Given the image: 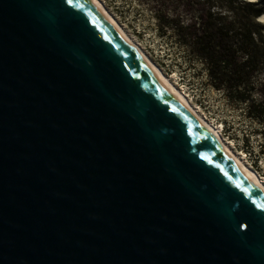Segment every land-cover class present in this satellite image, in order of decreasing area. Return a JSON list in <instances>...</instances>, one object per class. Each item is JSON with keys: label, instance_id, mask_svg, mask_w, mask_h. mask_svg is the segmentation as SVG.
<instances>
[{"label": "water", "instance_id": "obj_1", "mask_svg": "<svg viewBox=\"0 0 264 264\" xmlns=\"http://www.w3.org/2000/svg\"><path fill=\"white\" fill-rule=\"evenodd\" d=\"M0 264H264V196L86 0H0Z\"/></svg>", "mask_w": 264, "mask_h": 264}, {"label": "rangeland", "instance_id": "obj_2", "mask_svg": "<svg viewBox=\"0 0 264 264\" xmlns=\"http://www.w3.org/2000/svg\"><path fill=\"white\" fill-rule=\"evenodd\" d=\"M98 1L264 183V117L259 120L249 114L252 102L264 101V93L260 91L264 74L258 76L257 90L253 92L250 102L230 99L223 90L214 87L204 63L189 51L181 42L183 38L172 27L178 21L187 23L195 19L205 8L204 2ZM233 1L235 6L247 2Z\"/></svg>", "mask_w": 264, "mask_h": 264}, {"label": "trees", "instance_id": "obj_3", "mask_svg": "<svg viewBox=\"0 0 264 264\" xmlns=\"http://www.w3.org/2000/svg\"><path fill=\"white\" fill-rule=\"evenodd\" d=\"M200 1L205 8L195 19L178 21L172 27L183 38L181 42L204 63L216 89L234 101L250 102L257 90V78L264 74V25L257 21L264 13V0L238 6L233 0ZM260 86L264 93V81ZM249 114L263 119L264 101L252 102Z\"/></svg>", "mask_w": 264, "mask_h": 264}, {"label": "bare ground", "instance_id": "obj_4", "mask_svg": "<svg viewBox=\"0 0 264 264\" xmlns=\"http://www.w3.org/2000/svg\"><path fill=\"white\" fill-rule=\"evenodd\" d=\"M88 1L97 12L111 25V27L123 38L129 45L133 52L139 56L150 69L158 76L160 82L166 90L173 96V98L181 105V107L191 116V118L218 144V146L227 154L228 158L238 166V168L255 184L264 196V183L262 180L251 170L241 158H239L230 146L223 140V138L215 131L211 124L204 119L196 109L188 102L187 98L182 92L174 85L170 78L160 69V67L138 46V44L131 39L126 31L108 14L98 0ZM258 0H247V2H257ZM258 22L264 23V13L261 15Z\"/></svg>", "mask_w": 264, "mask_h": 264}, {"label": "clouds", "instance_id": "obj_5", "mask_svg": "<svg viewBox=\"0 0 264 264\" xmlns=\"http://www.w3.org/2000/svg\"><path fill=\"white\" fill-rule=\"evenodd\" d=\"M261 16H259L257 19H260Z\"/></svg>", "mask_w": 264, "mask_h": 264}]
</instances>
